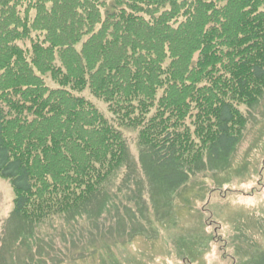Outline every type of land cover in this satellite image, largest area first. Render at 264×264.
<instances>
[{
  "label": "trees",
  "instance_id": "trees-1",
  "mask_svg": "<svg viewBox=\"0 0 264 264\" xmlns=\"http://www.w3.org/2000/svg\"><path fill=\"white\" fill-rule=\"evenodd\" d=\"M263 95L264 0H0L7 221L16 233L97 222L132 166L124 130L163 198L226 171L246 126L240 107ZM256 251L244 264H264Z\"/></svg>",
  "mask_w": 264,
  "mask_h": 264
},
{
  "label": "rangeland",
  "instance_id": "rangeland-1",
  "mask_svg": "<svg viewBox=\"0 0 264 264\" xmlns=\"http://www.w3.org/2000/svg\"><path fill=\"white\" fill-rule=\"evenodd\" d=\"M81 96L113 122L104 103L87 90ZM240 111L246 126L229 168L198 174L167 198L145 180L136 132L124 130L132 166L97 222L67 218L16 233L7 221L14 195L0 178V264L246 263L264 251V95Z\"/></svg>",
  "mask_w": 264,
  "mask_h": 264
}]
</instances>
